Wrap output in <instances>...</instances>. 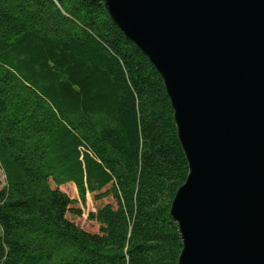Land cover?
<instances>
[{
    "label": "trees",
    "instance_id": "trees-1",
    "mask_svg": "<svg viewBox=\"0 0 264 264\" xmlns=\"http://www.w3.org/2000/svg\"><path fill=\"white\" fill-rule=\"evenodd\" d=\"M0 170V264L178 263L174 112L103 4L0 0ZM89 195L112 200L89 214L98 232L68 218Z\"/></svg>",
    "mask_w": 264,
    "mask_h": 264
},
{
    "label": "water",
    "instance_id": "water-1",
    "mask_svg": "<svg viewBox=\"0 0 264 264\" xmlns=\"http://www.w3.org/2000/svg\"><path fill=\"white\" fill-rule=\"evenodd\" d=\"M150 61L189 174L177 264H264V0H91Z\"/></svg>",
    "mask_w": 264,
    "mask_h": 264
},
{
    "label": "rangeland",
    "instance_id": "rangeland-1",
    "mask_svg": "<svg viewBox=\"0 0 264 264\" xmlns=\"http://www.w3.org/2000/svg\"><path fill=\"white\" fill-rule=\"evenodd\" d=\"M5 185V176L2 170H0V189ZM64 192H66L71 198L78 199L77 189L74 185L69 184L63 186L61 188ZM108 202H112V200L104 199L100 202L93 201L92 197L89 195L87 198V203L85 206L79 205L83 210V216L80 218H76L72 215H69L68 218L74 221L79 227L89 232H98L99 226L97 223L89 220V214L95 212L98 206L106 204Z\"/></svg>",
    "mask_w": 264,
    "mask_h": 264
}]
</instances>
